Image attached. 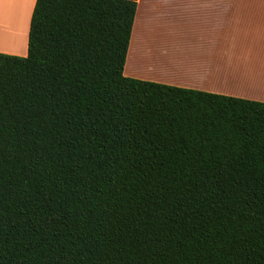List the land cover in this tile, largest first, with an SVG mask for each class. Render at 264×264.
Wrapping results in <instances>:
<instances>
[{
    "label": "trees",
    "instance_id": "trees-1",
    "mask_svg": "<svg viewBox=\"0 0 264 264\" xmlns=\"http://www.w3.org/2000/svg\"><path fill=\"white\" fill-rule=\"evenodd\" d=\"M137 2L0 52V264H264V102L124 75Z\"/></svg>",
    "mask_w": 264,
    "mask_h": 264
},
{
    "label": "crops",
    "instance_id": "crops-1",
    "mask_svg": "<svg viewBox=\"0 0 264 264\" xmlns=\"http://www.w3.org/2000/svg\"><path fill=\"white\" fill-rule=\"evenodd\" d=\"M35 0H0V52L25 56ZM124 75L264 102V0H138Z\"/></svg>",
    "mask_w": 264,
    "mask_h": 264
}]
</instances>
